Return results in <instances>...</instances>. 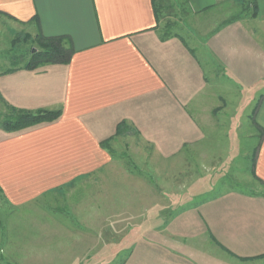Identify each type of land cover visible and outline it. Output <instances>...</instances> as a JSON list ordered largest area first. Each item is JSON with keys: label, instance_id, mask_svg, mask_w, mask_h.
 Instances as JSON below:
<instances>
[{"label": "crops", "instance_id": "0c3cea01", "mask_svg": "<svg viewBox=\"0 0 264 264\" xmlns=\"http://www.w3.org/2000/svg\"><path fill=\"white\" fill-rule=\"evenodd\" d=\"M244 1L185 0L198 21L187 38L183 31L164 36L153 0H0L12 48L26 31L63 37L72 49L68 63L0 71L7 116L60 112L20 129L0 122V227L10 236L8 255L22 264L88 259L90 229L104 227L93 213L124 211L122 173L110 172L123 139L152 148L153 159H176L214 136L219 105L209 102L216 94L206 59L222 66L245 103L256 99L262 133L251 177L182 209L162 229L139 233L122 264H264V0H251L254 17L252 9L230 23L205 16L236 12ZM16 235L20 241L11 240Z\"/></svg>", "mask_w": 264, "mask_h": 264}, {"label": "rangeland", "instance_id": "374dc122", "mask_svg": "<svg viewBox=\"0 0 264 264\" xmlns=\"http://www.w3.org/2000/svg\"><path fill=\"white\" fill-rule=\"evenodd\" d=\"M159 3H163L160 21L162 29L166 30L169 26L172 33L183 31L184 36L186 33L189 36L188 29H191L197 34V30L193 28L198 21L191 15L185 0H160ZM250 3L253 2L251 0L242 2L238 10L233 13L220 12L218 15L205 16L209 17L206 18L207 20L211 17H216L218 20L221 18L220 23L223 18L227 19V23L234 22L240 20L243 15L249 14L247 6ZM1 20L0 71L5 70L9 65L25 64L31 56V51L38 47L35 41L36 35L25 31L16 35L17 41L12 48L9 36L14 31L8 25L2 24ZM27 35H30V38L26 37ZM211 64L215 66L210 69ZM211 64L208 65L205 59L211 92L216 94L209 102L219 105V109L215 111V124L219 125V131L205 140L201 146L183 150L176 159H163L158 153L157 159H153L152 148L136 147L129 139H123L122 144L113 149L117 159L110 172L122 173L119 186L123 188L124 195L118 198L119 201L123 200L124 211L93 213V223H102L104 227L90 229L93 241L90 244L91 254L88 259L47 260L44 261L45 263L122 264L130 252L134 238L139 233H143L147 228L162 229L182 209L194 206L228 188H242L246 184L251 177L256 136L262 133L254 118L256 99L250 104L247 101L245 103L241 99V90L233 88L228 83L222 66L216 62ZM230 96L236 97L231 99ZM9 113L11 114L0 102V122L10 117L7 116ZM14 115L16 113L11 116ZM234 117L236 120H233ZM234 127L236 135L232 131ZM127 133L128 131H123L120 135ZM232 134L237 138L234 143L230 139ZM234 156L236 158L231 159ZM112 198V203H115L116 196ZM2 219L4 220L0 218ZM6 230L0 227V264H22L15 254L8 255L6 242L10 236L8 238ZM19 231L26 234L27 229ZM64 232L61 230V234L59 232L57 235L62 241L66 238ZM28 235L35 234L30 232ZM11 240L20 241L19 235L12 237Z\"/></svg>", "mask_w": 264, "mask_h": 264}, {"label": "trees", "instance_id": "16d2710c", "mask_svg": "<svg viewBox=\"0 0 264 264\" xmlns=\"http://www.w3.org/2000/svg\"><path fill=\"white\" fill-rule=\"evenodd\" d=\"M160 0H153L154 10L158 22L161 21L163 3ZM162 1V0H161ZM248 10L252 9L251 16H256L258 5L256 2L247 6ZM168 29L164 30V36H171L173 33ZM30 38V35L26 36ZM28 38V39H29ZM17 41V39H15ZM38 45L35 52L31 51L29 60L25 63V68L35 69L50 63H68L71 59L72 49L69 43L63 37H46L38 34L35 37ZM16 115L10 116L4 120V126L7 129H20L44 121H52L59 115V111L40 110L37 112L18 110Z\"/></svg>", "mask_w": 264, "mask_h": 264}, {"label": "water", "instance_id": "95a60500", "mask_svg": "<svg viewBox=\"0 0 264 264\" xmlns=\"http://www.w3.org/2000/svg\"><path fill=\"white\" fill-rule=\"evenodd\" d=\"M36 51V49H34V51L33 52H35Z\"/></svg>", "mask_w": 264, "mask_h": 264}]
</instances>
